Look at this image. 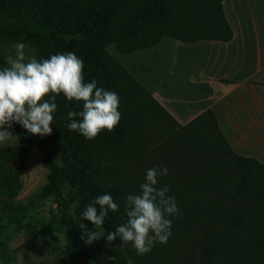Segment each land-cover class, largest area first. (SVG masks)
Returning <instances> with one entry per match:
<instances>
[{
    "label": "trees",
    "instance_id": "obj_1",
    "mask_svg": "<svg viewBox=\"0 0 264 264\" xmlns=\"http://www.w3.org/2000/svg\"><path fill=\"white\" fill-rule=\"evenodd\" d=\"M200 0H0V68L6 66L3 45L6 41L22 38L32 44H42L44 52L36 58L47 59L57 53L74 52L84 61L85 82L97 81L98 87L113 91L119 96L118 111L121 119L113 131L103 130L95 139L88 140L77 131H71L69 111H82V102L68 101L62 94L56 98L58 105L53 113L47 136L33 135L19 123H13L15 140L0 144V172L8 165L12 168L0 177V194H12L19 187L18 178L25 169L29 150L36 146L42 154L47 169L43 196L53 194L60 208L58 224L64 230L68 258L75 264H91V253L85 240L81 239L80 224L87 231L96 230L90 221L82 219L85 207L97 196L110 194L119 210L109 211L100 231L105 234L124 223L126 196L139 192L133 187L138 175L132 166L129 179L120 168L118 155L139 141L150 139V117L160 112L164 117H173L104 50L105 45L116 41L120 35L135 40L147 29H160L183 42L200 40L227 41L232 36L224 16L222 0L214 2L213 16L216 35L188 38L177 36L170 27L179 19L182 25V7L185 15L199 16ZM193 6L192 9L189 7ZM125 8L124 21L118 24L121 10ZM196 26L192 33L196 34ZM157 37L152 39L155 42ZM120 81H126L121 85ZM48 99V97H45ZM79 119V117H77ZM204 123L207 126L209 144L206 147L185 151L196 161L201 157L224 158L238 167V179L227 189H221L211 198L181 196L176 198L179 208L174 220L191 244L190 257L173 243L172 235L166 244L155 243L152 250L139 255L132 244H122L119 237L112 242L105 238L94 240L90 245L95 253L110 257L102 264H264V162L236 153L219 130L211 110H205L186 126ZM214 140V141H213ZM220 143L224 147H220ZM118 158V159H117ZM199 163V162H198ZM195 177V185L188 186L190 193H210V184L222 182V174L214 169L201 171L198 164L184 173ZM204 175V186L200 178ZM130 182V183H129ZM111 185V186H109ZM185 192V186L179 188ZM251 197L260 212L259 224L245 230L242 226V204ZM240 210L236 212L233 207ZM99 213L100 206L94 205ZM51 227L50 223L47 225ZM245 230V231H243Z\"/></svg>",
    "mask_w": 264,
    "mask_h": 264
},
{
    "label": "rangeland",
    "instance_id": "obj_2",
    "mask_svg": "<svg viewBox=\"0 0 264 264\" xmlns=\"http://www.w3.org/2000/svg\"><path fill=\"white\" fill-rule=\"evenodd\" d=\"M199 16L185 15L182 7V25L179 19L173 20L172 31L177 36L209 37L216 35V21L213 16L214 2L217 0H200ZM193 6L189 7L192 9ZM125 8L120 12L118 24L124 21ZM196 26V34L192 28ZM157 37L155 42L152 39ZM175 39L166 29L161 33L160 29H147L138 34L135 40L127 39L120 35L116 41L105 45L106 55L118 63L147 93L152 96V86L167 82L168 62L170 57V44ZM23 42L35 49V56L44 52L42 44H32L22 38L6 41L3 45L4 53L13 54L12 44ZM156 78L157 81H154ZM126 85V81H120ZM154 83V84H153ZM153 97V96H152ZM154 98V97H153ZM155 99V98H154ZM151 131L149 140L139 141L135 145L126 147L118 158L122 160L121 169L129 179L132 166L137 170L138 183L133 187L140 188L145 180L146 170L153 167L167 168L168 174L158 178V187L168 186L169 195L177 199L183 196H203L211 198L221 189H227L235 184L238 179V167L236 164L224 158L211 159L199 157L198 162L185 154V151L194 149L198 153L199 147L209 144L207 126L204 123L191 126L179 124L177 121L164 117L160 112L150 117ZM14 137L0 144L12 143L15 134L12 128H8ZM214 141V140H213ZM194 143L195 149L192 144ZM220 147H224L220 143ZM117 158V159H118ZM198 164L201 171L214 169L222 174V182L216 181L210 184V193H190L188 186L195 185V177L185 176L191 166ZM12 164L0 172L3 178ZM47 169L43 165L42 154L36 146H33L26 157L25 169L18 178L19 187L12 194H0V264H75L68 258V249L64 236V230L58 224L60 208L56 197L43 196L41 189L46 182ZM204 175L200 178L201 186H204ZM130 183V182H129ZM185 186L186 191L181 192L180 187ZM205 187V186H204ZM236 212L240 210L237 205L233 207ZM178 215V214H177ZM177 215L171 216L175 218ZM242 226L245 230L251 229L261 220V215L255 201L249 197L242 204ZM172 221V237L174 245H177L185 255L190 257L191 244L187 240L182 227ZM50 223L51 227L47 225ZM243 230V231H245ZM91 253V264H102L101 261L110 260L94 252L90 244H86ZM124 264H134L126 260Z\"/></svg>",
    "mask_w": 264,
    "mask_h": 264
},
{
    "label": "clouds",
    "instance_id": "obj_3",
    "mask_svg": "<svg viewBox=\"0 0 264 264\" xmlns=\"http://www.w3.org/2000/svg\"><path fill=\"white\" fill-rule=\"evenodd\" d=\"M11 47L13 54L6 56V66L0 68V143L14 137L7 130L13 123H19L33 135H50L53 113L58 107L56 98L61 94L68 101L83 104L82 111L67 113L69 130L92 140L103 130L111 132L118 125L121 119L118 94L98 87L95 79L86 83L84 61L74 52L38 60L29 44L15 42ZM167 174L166 167L147 169L139 192L126 196V221L106 234L99 229L109 211H118L119 205L108 193L97 195L82 212V219L90 221L96 230L87 231L81 223V239L91 244L101 238L112 242L119 237L122 244L130 242L139 255L150 252L157 242L166 244L172 234L169 217L179 213L169 187L157 186L158 178ZM94 205L100 206L99 213Z\"/></svg>",
    "mask_w": 264,
    "mask_h": 264
},
{
    "label": "crops",
    "instance_id": "obj_4",
    "mask_svg": "<svg viewBox=\"0 0 264 264\" xmlns=\"http://www.w3.org/2000/svg\"><path fill=\"white\" fill-rule=\"evenodd\" d=\"M222 8L231 38L174 39L169 80L152 96L181 125L211 110L236 153L264 162V0H222Z\"/></svg>",
    "mask_w": 264,
    "mask_h": 264
}]
</instances>
